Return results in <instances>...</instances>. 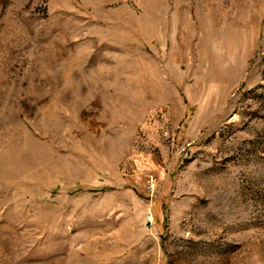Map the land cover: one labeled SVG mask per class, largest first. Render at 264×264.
<instances>
[{
    "label": "rangeland",
    "instance_id": "374dc122",
    "mask_svg": "<svg viewBox=\"0 0 264 264\" xmlns=\"http://www.w3.org/2000/svg\"><path fill=\"white\" fill-rule=\"evenodd\" d=\"M0 264H264V0H0Z\"/></svg>",
    "mask_w": 264,
    "mask_h": 264
}]
</instances>
